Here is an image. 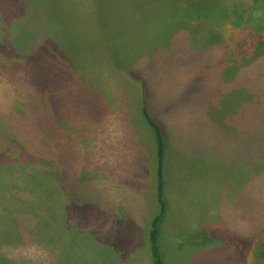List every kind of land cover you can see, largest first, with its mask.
I'll use <instances>...</instances> for the list:
<instances>
[{
    "label": "rangeland",
    "instance_id": "374dc122",
    "mask_svg": "<svg viewBox=\"0 0 264 264\" xmlns=\"http://www.w3.org/2000/svg\"><path fill=\"white\" fill-rule=\"evenodd\" d=\"M57 1L0 0V264H153L144 108L162 264H264V0Z\"/></svg>",
    "mask_w": 264,
    "mask_h": 264
},
{
    "label": "trees",
    "instance_id": "16d2710c",
    "mask_svg": "<svg viewBox=\"0 0 264 264\" xmlns=\"http://www.w3.org/2000/svg\"><path fill=\"white\" fill-rule=\"evenodd\" d=\"M51 6L50 10L45 9L44 14L47 18H51L53 22V26L59 24L61 22L60 16L64 14L63 6L61 2L57 0H50ZM92 4L97 8L99 15H105V16H114L116 19L115 23L116 25H123L126 23L124 20V16L120 17L118 15H121L120 13H123V15L128 16V13L133 9L140 6V4L143 6V3H141V0H91ZM168 1V0H167ZM192 1L196 2L197 0H187L188 3H191ZM252 2H257L258 0H251ZM169 2V1H168ZM179 2V1H178ZM215 2H218L220 5H226L221 0H216ZM44 3H47V0H45ZM187 3V6L184 9L177 8V9H171L170 6H167V3L165 5V9H168L170 12L166 14V16L174 15L172 14L175 12L178 15H188L189 5ZM192 4V3H191ZM219 4L217 6H219ZM188 7V8H187ZM220 7V6H219ZM257 7V6H256ZM40 9V8H39ZM241 9V8H240ZM41 10V9H40ZM43 10V9H42ZM218 11H221V9H215ZM264 10V8L262 9ZM166 10H164L165 12ZM193 15L195 17L207 15L209 10H192ZM234 11V10H233ZM244 12L242 13H235L234 19H243L248 20L246 17H244ZM118 16V17H117ZM54 17H58L59 20H54ZM251 17V16H250ZM232 19V20H234ZM47 21V20H46ZM249 21V20H248ZM235 24H239V21H235ZM46 24V22H45ZM126 25V24H125ZM46 27L48 26V23L46 24ZM1 38V37H0ZM3 47L13 48L10 44L4 42L2 43ZM3 47L0 49L2 52ZM15 49V48H14ZM16 50V49H15ZM21 51V50H20ZM143 114L145 116V119L147 123L152 127L154 130L155 136H156V155H157V167H156V185H155V196L156 200L159 204V213L154 215L150 221V228H149V236H148V243H149V249L150 254L153 260V264H162V260L159 253V245H158V234L159 228H160V221H162L163 217V208H164V200H163V158H164V141L162 137V129L161 127L155 122V120L147 113L146 109H143ZM261 153H264V150L260 151ZM264 248V246H263Z\"/></svg>",
    "mask_w": 264,
    "mask_h": 264
},
{
    "label": "crops",
    "instance_id": "0c3cea01",
    "mask_svg": "<svg viewBox=\"0 0 264 264\" xmlns=\"http://www.w3.org/2000/svg\"><path fill=\"white\" fill-rule=\"evenodd\" d=\"M153 188H155V186H152ZM153 217V216H152ZM145 222H146V227H145V229H144V231H145V233H146V235H148L149 236V228H150V221L148 220V219H145ZM178 223L179 222H177V224H175L174 226H173V228L171 227V230H170V232L169 233H164V234H166L167 236L169 235V237H171V239H175L178 235V232H177V229H178ZM208 223H206V222H204V225H207ZM160 233H163L162 231L160 232ZM159 233V234H160ZM159 234H158V236H159ZM177 235V236H176ZM147 240L145 241V244H146V247H148V251H149V253H150V249H149V243H148V238H146ZM151 255V254H150ZM146 259H147V264H148V252H147V255H146ZM151 259H152V257H151ZM152 262H153V260H152Z\"/></svg>",
    "mask_w": 264,
    "mask_h": 264
}]
</instances>
